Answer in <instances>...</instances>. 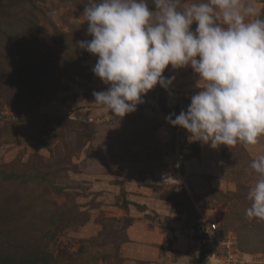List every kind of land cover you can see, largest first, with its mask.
<instances>
[{
  "label": "rangeland",
  "instance_id": "1",
  "mask_svg": "<svg viewBox=\"0 0 264 264\" xmlns=\"http://www.w3.org/2000/svg\"><path fill=\"white\" fill-rule=\"evenodd\" d=\"M88 2L0 0V264H197L202 234L191 225L206 221L264 264V220L245 214L259 156L237 143L216 170L187 165L185 129L165 119L201 90L186 81L108 121L92 95L109 87L91 70L98 57L77 45L92 39ZM140 186L157 209L143 210ZM133 236L166 254L133 256Z\"/></svg>",
  "mask_w": 264,
  "mask_h": 264
},
{
  "label": "clouds",
  "instance_id": "2",
  "mask_svg": "<svg viewBox=\"0 0 264 264\" xmlns=\"http://www.w3.org/2000/svg\"><path fill=\"white\" fill-rule=\"evenodd\" d=\"M83 15L92 39L77 45L98 57L91 70L109 85L92 93L94 104L122 118L157 84L170 88L169 65L190 66L201 90L167 123L213 149L264 136V14L253 0H89ZM251 168L259 178L245 214L264 220V155Z\"/></svg>",
  "mask_w": 264,
  "mask_h": 264
},
{
  "label": "crops",
  "instance_id": "3",
  "mask_svg": "<svg viewBox=\"0 0 264 264\" xmlns=\"http://www.w3.org/2000/svg\"><path fill=\"white\" fill-rule=\"evenodd\" d=\"M186 67L179 68V69H172V66L170 65L168 68L165 69L163 75L166 77H173L174 76L175 77L174 81L176 82V84L173 81L172 85H177L178 88L181 87L180 84L182 85V83L184 81H186L185 87L191 88V86H188L191 83V84H193V86H192L193 88H197V81L199 80L198 75L194 73L193 69L190 66H186ZM190 77L195 79V80L190 81L188 79ZM177 80H178V82H177ZM179 80L180 81L182 80V82H179ZM172 85L170 86V89H173V88L176 89ZM155 88H153V89L157 90V91L163 89L162 87L159 86V84H157V86H155ZM183 94L188 96V95H193V92H191V93L183 92ZM189 98H191V97H189ZM185 132H186V136L188 138L190 133H188L186 130H185ZM259 140H260V142H263V144L259 143V141H258V143L260 145H258V143H257L256 144L257 146H255V145L245 146V149H247L250 156L257 157L260 155H264V136L260 137ZM190 143H191V147H192V155L191 156H193V157H191V156L189 157L187 165L190 168H192V166L196 167V165L200 164V163L203 165H207V164L211 163L213 165H215V164L216 165L215 166L209 165L208 169L209 170H216L217 166L220 164L221 158L224 156V151H223L224 145H219L217 148L213 149L210 146V143L205 144V143H202L199 141L190 142ZM241 145H243V144H241ZM138 189H140L141 192H143V196H138V198H137V201L140 204H143V208H144L143 210L145 212H147V209H148L147 207L157 209V207H156L157 202H156V200H151V198L149 196V191L147 190V188L140 186ZM149 232H151V231L146 232L147 236H150ZM166 236L168 237L167 234H166ZM138 238H140V236H133L134 240L131 239L132 242L129 243V244H131V247L129 250L133 256H139L138 258H144V259H147V258L148 259H158L159 257H163L164 254H166V252L159 251L158 248L152 247L145 242H139V241L136 242ZM244 261H245V263H243V264H253V262L248 260V259L244 258Z\"/></svg>",
  "mask_w": 264,
  "mask_h": 264
},
{
  "label": "built area",
  "instance_id": "4",
  "mask_svg": "<svg viewBox=\"0 0 264 264\" xmlns=\"http://www.w3.org/2000/svg\"><path fill=\"white\" fill-rule=\"evenodd\" d=\"M157 90H150L146 95L142 97L143 103L137 106V109L141 107L146 101L156 102L157 101ZM145 106V105H144ZM128 114L124 117L119 118L109 111L105 118L108 121H121L126 118ZM175 143H179V135L176 130L174 134ZM200 229L204 234V242L206 243V248L208 249V254L206 257L205 264H243L244 258L242 252L237 247L236 236L233 233H227L221 235L218 232V227L215 222H201ZM241 253V254H240Z\"/></svg>",
  "mask_w": 264,
  "mask_h": 264
},
{
  "label": "trees",
  "instance_id": "5",
  "mask_svg": "<svg viewBox=\"0 0 264 264\" xmlns=\"http://www.w3.org/2000/svg\"><path fill=\"white\" fill-rule=\"evenodd\" d=\"M198 224L199 223H195V224L191 225V227L194 228L195 232L198 231L202 234V244L199 247V253H198V258L196 260V263L197 264H204L206 261L207 254H208V249L206 248V243L204 242V234L202 233L200 227H198Z\"/></svg>",
  "mask_w": 264,
  "mask_h": 264
},
{
  "label": "water",
  "instance_id": "6",
  "mask_svg": "<svg viewBox=\"0 0 264 264\" xmlns=\"http://www.w3.org/2000/svg\"><path fill=\"white\" fill-rule=\"evenodd\" d=\"M189 103H191V98L188 99V101L181 107V109L178 111L177 115L182 111L185 110ZM192 221H196L195 217L191 213H188L187 215V224H191Z\"/></svg>",
  "mask_w": 264,
  "mask_h": 264
}]
</instances>
